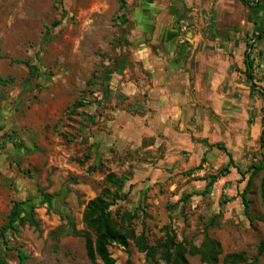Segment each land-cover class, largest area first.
Listing matches in <instances>:
<instances>
[{
    "label": "rangeland",
    "instance_id": "rangeland-1",
    "mask_svg": "<svg viewBox=\"0 0 264 264\" xmlns=\"http://www.w3.org/2000/svg\"><path fill=\"white\" fill-rule=\"evenodd\" d=\"M193 4L199 9L204 1L0 0V76L9 80L0 87V231L15 201L40 222L39 230L26 224L17 235L8 232L7 245L0 236L3 264H18L20 248L27 264H92L82 236L85 210L99 196L113 202L115 194L126 196L111 211L128 242L111 246L116 264H151L137 239L154 243L168 234L189 251L210 237L221 246L219 264L233 254L252 264L264 239L262 172L251 170L261 161L264 97L248 82L244 58L253 44V73L264 88V38H256L264 8L221 0L217 14L202 18L197 10L174 23L179 38L193 28L208 40L198 47L212 48L213 58L190 69L210 62L215 79L229 75L232 119L203 105L190 120L162 124L146 118L145 94L134 92L141 70L133 59L131 10ZM204 94L211 100L212 92ZM215 144L233 157L224 177L229 157ZM245 189L253 222L244 212ZM188 262L204 264L198 255Z\"/></svg>",
    "mask_w": 264,
    "mask_h": 264
},
{
    "label": "crops",
    "instance_id": "crops-1",
    "mask_svg": "<svg viewBox=\"0 0 264 264\" xmlns=\"http://www.w3.org/2000/svg\"><path fill=\"white\" fill-rule=\"evenodd\" d=\"M203 1L199 9L193 4L183 9L161 7L156 13L141 5L131 10L133 59L141 70L138 76L140 87L134 86V92L145 94V108L149 113L146 118L150 120L158 119L162 124H167L170 118L176 121L188 117L190 120L196 115V109L203 105L213 107L228 119L234 117L235 101L227 95L229 75H218L215 79L210 62L206 67L201 64L200 70L195 72L190 69L196 60L202 62L204 58H213L215 52L212 48L207 45L198 47L203 42L207 44L208 40L204 41L193 28L187 29L185 37L179 38L174 26L179 16L187 14L191 19L197 10L202 18L210 16L211 12L217 14L221 0ZM132 89L130 87L128 92L131 93ZM208 91L212 92V101L204 94ZM129 122L135 124L133 118Z\"/></svg>",
    "mask_w": 264,
    "mask_h": 264
},
{
    "label": "trees",
    "instance_id": "trees-1",
    "mask_svg": "<svg viewBox=\"0 0 264 264\" xmlns=\"http://www.w3.org/2000/svg\"><path fill=\"white\" fill-rule=\"evenodd\" d=\"M154 0H150L152 3ZM245 6H248L250 10H262L263 5L254 4L250 0H240ZM258 32V31H257ZM261 33L256 34V38H264V31L261 30ZM253 44H247L245 50V76L248 82L251 84V87L259 91V93L264 97V88L259 87L256 84L254 73H253V60H252V51ZM8 79H4L0 76V87L5 86L8 83ZM76 107L84 106L83 103L75 104ZM264 113V107H263ZM215 147L224 150L229 157V165L222 172V176H226L230 173L229 167L233 166V157L227 151V149L220 144H215ZM260 147H261V161L258 164H255L251 167L253 174L262 172L261 179V197L264 206V115L262 118V132L260 136ZM235 167V166H234ZM215 178L211 179L206 187V191H210ZM112 183H117L116 179H111ZM248 189H245L244 194L242 195V201L244 205V212L250 222H253V218L250 214V205L251 202L247 197ZM126 199V196L120 197V195L115 194L113 202L108 201L104 196H99L94 200L90 201L86 207L84 214V222L88 229L87 232L82 233L83 238L85 239V248L88 260L95 264L97 261H100L102 264H116V259L110 251V248L113 244H118L124 248H127V236L123 233L117 226L116 222L112 217L111 207L114 202L119 200ZM53 202V200H52ZM52 204V203H51ZM53 206V204H52ZM259 221H263V218L258 217ZM28 224L31 227H34L36 230L40 229V222L35 218L34 211L30 215H24L22 209V203L15 201L10 210L7 223L1 228L0 236L4 241V244L7 245L9 240L7 238V233L12 232L14 235H17L20 231V227ZM138 249L145 254L147 261L151 264H189L188 255H198L201 257V260L204 264H219V256L221 255V246L216 240L207 237L203 244L197 248L193 247L190 251L187 250L186 246L183 243L178 242L170 234L163 240H158L154 243H149L148 240L141 236L137 239ZM264 254V239L260 242L258 252L254 258L252 264H257L260 257ZM17 256L19 263L18 264H27L30 256L22 248L17 250ZM246 259L240 254L229 255L226 258L227 264H240L245 262ZM0 264H3L2 259L0 258Z\"/></svg>",
    "mask_w": 264,
    "mask_h": 264
},
{
    "label": "water",
    "instance_id": "water-1",
    "mask_svg": "<svg viewBox=\"0 0 264 264\" xmlns=\"http://www.w3.org/2000/svg\"><path fill=\"white\" fill-rule=\"evenodd\" d=\"M64 194H62L60 197H57L53 200L52 204H53V207H56L58 205V202L59 200L62 198Z\"/></svg>",
    "mask_w": 264,
    "mask_h": 264
}]
</instances>
